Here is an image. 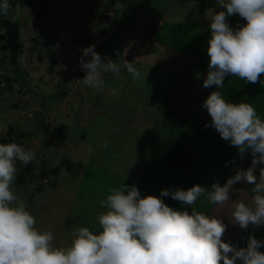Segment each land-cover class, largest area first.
<instances>
[{"label": "rangeland", "instance_id": "374dc122", "mask_svg": "<svg viewBox=\"0 0 264 264\" xmlns=\"http://www.w3.org/2000/svg\"><path fill=\"white\" fill-rule=\"evenodd\" d=\"M211 10L224 9L216 0H32L8 13L19 22L21 52L17 68L0 41V143L11 138L35 151L32 163L17 161L11 187L36 227L53 232L55 245L70 244L80 226L99 228L98 215L106 210L99 202L112 187L135 184L141 196L194 184L210 188L214 182L223 185L237 167L251 165V155L241 158L237 151L221 163L216 181L212 165L199 175L196 159L186 165L192 158L180 152L184 131L195 125L191 114L206 116L203 101L215 90L202 85ZM228 23L246 22L233 15ZM90 44L102 59L128 60L141 77L134 79L121 67L119 74H104L102 90L84 86L79 60ZM64 93L69 94L65 99ZM60 125L65 139L54 133ZM174 153L178 157L173 159ZM233 188L251 185L241 181ZM230 195L235 199L239 193ZM162 199L171 207H185L171 196ZM186 207L207 214L223 211L225 242L244 246L250 234L264 241V225L242 229L233 224L230 205L217 208L201 197Z\"/></svg>", "mask_w": 264, "mask_h": 264}, {"label": "clouds", "instance_id": "9594fccd", "mask_svg": "<svg viewBox=\"0 0 264 264\" xmlns=\"http://www.w3.org/2000/svg\"><path fill=\"white\" fill-rule=\"evenodd\" d=\"M224 10H211L207 16L211 36L206 49L209 60L202 85L215 86L203 101L213 127L220 137L236 146L243 157H252L247 169L221 185L210 188L194 184L187 189H161L159 196H141L135 184L112 187L100 205L99 228L80 226L67 246L53 243L51 230L36 227V219L11 187L20 165L36 158L33 149L16 142L0 143V264H264V241L249 235L244 246L225 242L227 225L219 214L197 211L193 206L206 197L217 208L230 205V221L240 228L264 225V118L252 103L233 102L225 97L226 75L264 86V0H216ZM10 0H0V16L6 15ZM238 15L246 23L232 27L228 17ZM79 64L84 86L100 91L105 73L119 74L121 67L134 79L140 71L128 60L119 64L102 59L95 45L82 48ZM90 57L87 61L83 57ZM197 78L201 76L196 73ZM259 175L255 174L257 166ZM243 181L250 189H234ZM238 192L237 198L230 195ZM171 196L185 207L174 208L162 197Z\"/></svg>", "mask_w": 264, "mask_h": 264}, {"label": "trees", "instance_id": "16d2710c", "mask_svg": "<svg viewBox=\"0 0 264 264\" xmlns=\"http://www.w3.org/2000/svg\"><path fill=\"white\" fill-rule=\"evenodd\" d=\"M26 3L31 4L32 0H10V8L7 14L0 16V25L3 27V31L0 32V41H4L5 47L9 50V62H11L12 65L16 66L17 68L18 66L16 61L19 56V53L21 52V43L19 41L20 25L17 20H14L13 18L7 15L11 11L13 6L17 4L22 5ZM98 35L101 36V34ZM262 76H264V74H262ZM1 91L2 88L0 87V92ZM221 91L227 99L233 102L245 100L252 103V105L256 108L257 113L262 118H264V86H262L259 81H257L256 83H252L243 81L237 76L226 75L224 78V87L223 89H221ZM67 95L69 94L64 93L63 98L65 99ZM63 98H59V100ZM191 115L195 119V125L192 126V129L188 132L184 131V137L183 139H181L185 142L184 146L186 151L183 148L180 152L183 153L185 158H192L191 161L186 162V165H191L193 162H195L194 159H196L195 163L197 164V168L200 170L199 175L202 173V171H208L210 169L209 166L212 165L213 169L215 170H213L210 175L214 176L215 180L217 181L219 177L217 174L220 173L221 163L226 164L228 159L233 158L237 154L238 149L236 146H233L227 141L223 140L220 137L219 133L213 127L205 126L207 123L210 122L211 117L209 114H207L206 116L199 114ZM184 125L188 126L190 124H188L187 122V124ZM41 129H44V125H42ZM64 130V125H60V127L56 129V132L54 133H56V135L60 139H65ZM8 141L16 142L19 144L17 140L11 141V138H8ZM8 141L3 139L4 143H7ZM25 146L28 147V145ZM173 152H177V150ZM176 157H178V155L174 153L172 155V158L174 159ZM214 163H216L219 168L215 166ZM196 176H198V174H196ZM176 205H180V203ZM176 205L174 208L179 207Z\"/></svg>", "mask_w": 264, "mask_h": 264}]
</instances>
